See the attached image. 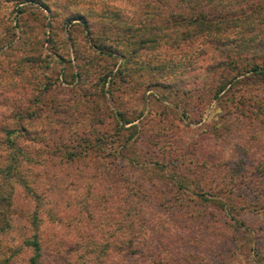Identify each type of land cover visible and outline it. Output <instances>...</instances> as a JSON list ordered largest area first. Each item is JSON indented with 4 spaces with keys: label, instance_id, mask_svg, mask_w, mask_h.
<instances>
[{
    "label": "rangeland",
    "instance_id": "rangeland-1",
    "mask_svg": "<svg viewBox=\"0 0 264 264\" xmlns=\"http://www.w3.org/2000/svg\"><path fill=\"white\" fill-rule=\"evenodd\" d=\"M42 1L48 8L0 0V44L16 36L39 41L29 51L20 44L0 54V119L8 122L16 106L26 105L19 56L56 52L62 74L84 62L80 70L93 75L105 60L86 43L79 19L72 21L79 26L67 20L89 10L138 23L144 10L142 0ZM20 7L25 20L18 24ZM200 39L143 49L137 58L149 62L142 67L147 73L158 62L189 57ZM240 83L196 101L164 85L126 100L116 93L113 109L135 121L115 133L107 129L98 156L76 175L58 166L39 181L33 166L14 162L7 173L11 149L0 133V263L30 264L24 240L37 234L40 264H264V179L255 178V164L264 159V112L253 113L251 99L237 100L256 90ZM64 86L55 96H64Z\"/></svg>",
    "mask_w": 264,
    "mask_h": 264
},
{
    "label": "trees",
    "instance_id": "trees-1",
    "mask_svg": "<svg viewBox=\"0 0 264 264\" xmlns=\"http://www.w3.org/2000/svg\"><path fill=\"white\" fill-rule=\"evenodd\" d=\"M24 1L16 0L17 3ZM27 1L34 8L35 3L48 8L42 0ZM142 1L143 16L138 23L100 16L89 10V14L76 12L67 20L79 26L72 22L79 19L87 33L86 43H90L97 56L105 60L104 66L108 65L106 69L100 66L93 75L80 70L84 62L75 65L68 76L62 74L58 65L63 59L56 52L50 54L40 49L31 58L26 52L16 59V68L23 81L27 79L28 87H22L26 105L15 107L14 120L0 119V133H5L4 139L9 142L7 147L11 149L8 153L11 162L4 171H14L13 162L18 167L25 163L33 166L30 171L39 181L50 176L58 166L75 175L85 172L87 160L98 156L94 150L100 147L107 129L115 133L135 121L127 118L122 108L111 106L118 105L116 93L120 92L119 99L126 100L140 96L149 87L164 85L174 94L194 97L196 101L207 91L216 98L225 86L232 87L244 78L241 86L251 84L256 90H251L247 97V93H239L237 100L251 99L252 106L257 105L251 106V111L256 113L260 109L264 112V0ZM164 9H167L165 15ZM19 11L18 24L25 20L21 7ZM2 20L0 15V22ZM196 37L201 38L202 47L189 57L177 62H158L144 73L149 62L142 63L137 58L141 50L178 46ZM22 39L16 36L3 41L0 54H6L20 44L26 45L24 50L27 51L39 46V41L33 45ZM96 39L100 43L95 46ZM68 61L71 62L69 58ZM216 70L219 72L212 86L210 82ZM61 84L67 90L62 98L54 94ZM35 123L38 128L31 129L29 124ZM255 168V178L264 179V159L256 163ZM14 174L19 175L16 171ZM24 187L32 191L28 182H24ZM24 244L32 249L29 263L40 264L38 235L26 238ZM3 262L0 264H6Z\"/></svg>",
    "mask_w": 264,
    "mask_h": 264
}]
</instances>
